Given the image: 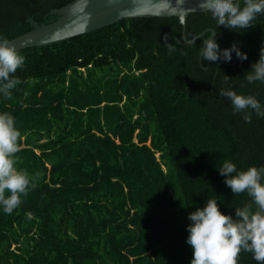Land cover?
Listing matches in <instances>:
<instances>
[{
    "label": "trees",
    "instance_id": "obj_1",
    "mask_svg": "<svg viewBox=\"0 0 264 264\" xmlns=\"http://www.w3.org/2000/svg\"><path fill=\"white\" fill-rule=\"evenodd\" d=\"M71 1L0 0V37L30 31V17L57 19L50 12ZM208 28L221 49L239 41L248 59L202 62L211 32L189 43L177 16L18 50L23 83L0 97V111L16 118L18 167L36 187L12 214L0 210V264H191L189 213L209 199L233 216L251 203L218 167L264 164V118L246 124L219 90L264 102V83L244 79L264 47V17L231 30L207 10L191 12L186 38ZM238 264L257 262L242 251Z\"/></svg>",
    "mask_w": 264,
    "mask_h": 264
},
{
    "label": "clouds",
    "instance_id": "obj_2",
    "mask_svg": "<svg viewBox=\"0 0 264 264\" xmlns=\"http://www.w3.org/2000/svg\"><path fill=\"white\" fill-rule=\"evenodd\" d=\"M202 6L218 26L231 30L248 29L264 16V0H202ZM168 50L169 54L175 51L171 44ZM233 53L241 61L248 59L239 41L221 49L214 31L203 41L200 58L202 62L219 64L230 62ZM26 60L14 44L0 37V97L11 98L13 90L23 83L15 74L25 68ZM229 78L225 76L226 85ZM244 79L248 84L264 83V47ZM219 95L230 101L233 114H240L246 124L252 123L253 113L264 118V102L256 96L238 93L230 86L221 88ZM22 138L14 115L0 111V210L5 214H12L21 205L22 196L36 187L34 177L18 167L20 158L16 154ZM218 168L231 191L235 195L247 193L251 203L236 208L233 216L221 210L217 199H209L189 213L187 243L193 250L191 264H238L242 251L250 252L257 264H264V164L238 170L233 161L224 160Z\"/></svg>",
    "mask_w": 264,
    "mask_h": 264
},
{
    "label": "water",
    "instance_id": "obj_3",
    "mask_svg": "<svg viewBox=\"0 0 264 264\" xmlns=\"http://www.w3.org/2000/svg\"><path fill=\"white\" fill-rule=\"evenodd\" d=\"M206 11L202 0H73L68 4L53 9L50 13L57 19L45 23L34 17L28 20L33 29L9 39L18 50L41 46L69 39L90 31L103 28L123 19L136 17L177 16L183 26L182 35L189 42L205 35L208 28L192 39L186 38V24L191 12ZM264 17V16H262ZM209 36V37H210Z\"/></svg>",
    "mask_w": 264,
    "mask_h": 264
},
{
    "label": "rangeland",
    "instance_id": "obj_4",
    "mask_svg": "<svg viewBox=\"0 0 264 264\" xmlns=\"http://www.w3.org/2000/svg\"><path fill=\"white\" fill-rule=\"evenodd\" d=\"M150 142V141H149ZM160 155V153H158V156Z\"/></svg>",
    "mask_w": 264,
    "mask_h": 264
}]
</instances>
